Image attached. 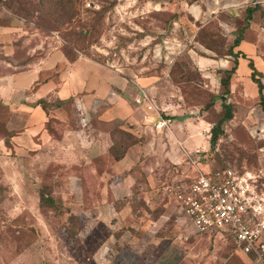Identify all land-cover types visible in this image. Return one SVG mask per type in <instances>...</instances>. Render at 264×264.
Returning a JSON list of instances; mask_svg holds the SVG:
<instances>
[{
  "label": "rangeland",
  "instance_id": "374dc122",
  "mask_svg": "<svg viewBox=\"0 0 264 264\" xmlns=\"http://www.w3.org/2000/svg\"><path fill=\"white\" fill-rule=\"evenodd\" d=\"M215 1L72 0L76 14L54 30L0 1V264H246L228 237L196 233L168 199L195 169L165 159L168 139L178 143L155 127L159 112L175 135L200 139L199 169L247 170L264 186V107L241 42L221 97L232 119L209 149L222 109L218 67L232 64L196 37L206 26L231 45L251 3ZM96 13L99 36L82 41ZM34 70L60 81L35 91ZM112 145L126 149L123 162L106 152ZM42 187L59 212H41Z\"/></svg>",
  "mask_w": 264,
  "mask_h": 264
},
{
  "label": "built area",
  "instance_id": "2783aa9c",
  "mask_svg": "<svg viewBox=\"0 0 264 264\" xmlns=\"http://www.w3.org/2000/svg\"><path fill=\"white\" fill-rule=\"evenodd\" d=\"M156 116L155 127H166L167 120L159 112ZM194 154L193 161H188L194 173L172 182L166 189L168 199L196 233L228 237L246 264H264V186L260 187L256 176L247 170L199 169L200 159Z\"/></svg>",
  "mask_w": 264,
  "mask_h": 264
},
{
  "label": "trees",
  "instance_id": "16d2710c",
  "mask_svg": "<svg viewBox=\"0 0 264 264\" xmlns=\"http://www.w3.org/2000/svg\"><path fill=\"white\" fill-rule=\"evenodd\" d=\"M3 1L2 4L8 8V10L13 11L15 15H19L20 13H26L28 16L31 17H38L39 20H41V25L48 29H59L66 25L76 14L75 9H73V4L71 3L72 0H0ZM35 2V3H34ZM257 8V5L254 7L248 6L245 10V17L244 22L249 23L251 20L252 14L255 12ZM45 13H47L49 16H45ZM42 17H46L44 20ZM96 20L95 24L91 25V31L84 30L80 36L82 37V41H84L86 38H89L91 36V33L93 35H98V25L101 21V13H96ZM247 26V25H246ZM242 33L243 30L241 29L239 31V35L236 37L234 42L231 45H228L224 47L222 45L223 39L219 35V32L215 29L208 30L206 26L199 29L198 35L196 37V41L200 43L205 49L209 50L214 54V56L219 57H230V63L232 64V67L228 69H223L222 71H219L221 74L224 75L223 79H220V83L223 87V93L219 94L217 98L220 100L221 104V111L220 113L216 114V121L215 124L210 129V138H209V149L213 150L216 146L220 136L223 134L222 124L232 119V112H233V106L230 104H226L224 100L221 98L222 96H225L228 93L227 86L229 85L231 76L235 74L237 70L238 65V57L239 53L234 52V48L239 44V42L242 40ZM249 68L251 69L250 79L251 81L256 84L257 87V93L260 100V104L264 107V97L262 94V84L257 79V76H259L258 72H256L254 66L249 61ZM173 70V69H172ZM171 78H175V71L171 73ZM187 78V75L185 76ZM60 103V102H59ZM109 153L112 154V157L114 161H120L126 152V149L124 151L118 152V150L113 149V145L109 148ZM224 168V167H221ZM38 206L41 212H46L49 210H57V205L52 200V198L49 196L47 192H45V189L42 187V189L39 191V198H38ZM59 212V211H58ZM73 216L68 217V221L70 222L71 219H73Z\"/></svg>",
  "mask_w": 264,
  "mask_h": 264
},
{
  "label": "crops",
  "instance_id": "0c3cea01",
  "mask_svg": "<svg viewBox=\"0 0 264 264\" xmlns=\"http://www.w3.org/2000/svg\"><path fill=\"white\" fill-rule=\"evenodd\" d=\"M203 4H205V3H203ZM215 4L219 5V1L216 0ZM256 5H257V8H256L255 12L252 14V17H251V20L249 21L248 27L246 29H244V31L242 33V40L240 42H241V44L249 46V49H248L246 47L243 48L244 45H242L241 51L243 52V55L246 53L249 54V59H250L249 61L254 66V68H255L256 72H258L259 76L262 78V77H264V0H251V3L249 5H247L245 8H247L248 6L254 7ZM204 6L205 5H202V7H204ZM188 12H190V11H188ZM188 14L190 15V13H188ZM253 25H255L256 31H254V33H253V41H250L252 43L249 44V42L245 40V36L247 34L245 32H248L246 30L251 29ZM234 52L239 53L238 51H234ZM210 53H212V52H210ZM239 54L242 55V53H239ZM225 59H226L225 61L227 63V62H229L230 57H226ZM221 61H223V60H221ZM218 68L219 69L221 68L220 70L225 69L224 67H222L220 65ZM55 73L56 72H54L51 77H46L44 79H40V77L42 75L41 70L31 71L29 73V76L30 77L33 76V77H31V81L29 82V87L30 88L36 87V89H35V91H36L42 87L48 86L49 84L59 83L61 77L58 73H56L57 74V76H56ZM19 75L21 76V78L25 79V77H23L24 75L22 73H19ZM259 76H257V77H259ZM78 77L80 78V80L82 79L79 74H78ZM76 80H78V79H76ZM105 80H108V79H105ZM103 82H105V81H103ZM260 83L262 84V87H263L262 94L264 97V81L262 80V81H260ZM253 85H255V92H256L257 91L256 84H253ZM252 89H253V87H252ZM40 99L41 98L37 99V101ZM60 101H62V99L59 98L58 102H60ZM139 106L141 107L143 105H139ZM134 107L136 109H138L136 106H134ZM141 109H143V108H141ZM143 111L144 110H142L141 112H143ZM160 115H161V113H160ZM143 116H142L141 121L143 120ZM161 117L163 119L167 120V125H166V127L156 128V129H159L162 132L164 130H165V132L166 131H168L169 133L171 132L170 134L173 135V139H175L178 143V144H176L172 139H168L169 143L167 145V148L164 150L165 159H167L171 164H174V165H182L183 163L188 164V161H193V159H194L193 154L196 151V150H194V147L197 145L198 146L201 145L203 142L200 141V139L197 142L192 141V137L187 138V137H189L187 132L186 133L185 132H179V129L176 131V135H175L172 132V126L170 125V121L167 118H164L163 116H161ZM180 129H181V127H180ZM191 133H192V131H191ZM186 134H187V136H186ZM180 141H181V143H180ZM182 144H185V145H182ZM108 148H110V147L108 146ZM108 148H107L106 152H108V150H109ZM192 150H194V151H192ZM126 157H127V155H126ZM124 159L125 158L123 157L118 162H123Z\"/></svg>",
  "mask_w": 264,
  "mask_h": 264
}]
</instances>
